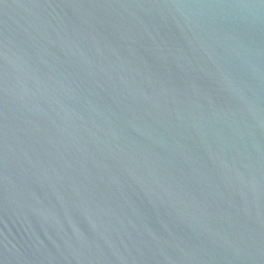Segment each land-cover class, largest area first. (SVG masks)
I'll return each mask as SVG.
<instances>
[{
  "label": "water",
  "instance_id": "obj_1",
  "mask_svg": "<svg viewBox=\"0 0 264 264\" xmlns=\"http://www.w3.org/2000/svg\"><path fill=\"white\" fill-rule=\"evenodd\" d=\"M0 264H264V0H0Z\"/></svg>",
  "mask_w": 264,
  "mask_h": 264
}]
</instances>
